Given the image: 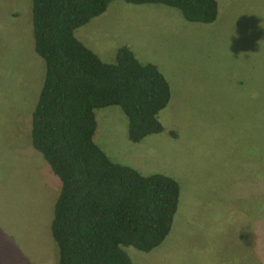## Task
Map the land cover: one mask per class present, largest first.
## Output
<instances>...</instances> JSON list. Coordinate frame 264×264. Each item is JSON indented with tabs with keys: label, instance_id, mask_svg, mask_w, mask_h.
<instances>
[{
	"label": "rangeland",
	"instance_id": "1",
	"mask_svg": "<svg viewBox=\"0 0 264 264\" xmlns=\"http://www.w3.org/2000/svg\"><path fill=\"white\" fill-rule=\"evenodd\" d=\"M209 24L159 4L109 0L74 36L102 62L128 47L158 67L163 130L137 143L118 106L95 109L94 143L115 163L179 187L164 241L122 247L133 264H264V0H216ZM31 0H0V264H57L50 235L60 189L30 142L44 76Z\"/></svg>",
	"mask_w": 264,
	"mask_h": 264
},
{
	"label": "trees",
	"instance_id": "2",
	"mask_svg": "<svg viewBox=\"0 0 264 264\" xmlns=\"http://www.w3.org/2000/svg\"><path fill=\"white\" fill-rule=\"evenodd\" d=\"M123 1L174 8L192 23L209 24L218 13L216 0ZM108 2L31 0L34 50L45 70L29 136L60 183L49 228L57 264H133L122 247H158L178 202L174 179L112 162L93 141L95 109L120 107L128 139L137 143L162 132L157 115L170 98L156 65L140 63L125 46L104 63L74 36Z\"/></svg>",
	"mask_w": 264,
	"mask_h": 264
}]
</instances>
